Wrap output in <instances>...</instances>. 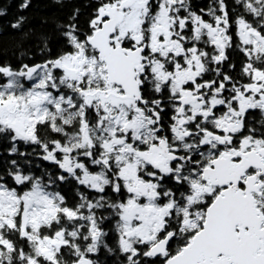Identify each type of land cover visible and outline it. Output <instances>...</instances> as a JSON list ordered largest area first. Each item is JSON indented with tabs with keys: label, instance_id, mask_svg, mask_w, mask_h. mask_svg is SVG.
Listing matches in <instances>:
<instances>
[{
	"label": "snow or ice",
	"instance_id": "1",
	"mask_svg": "<svg viewBox=\"0 0 264 264\" xmlns=\"http://www.w3.org/2000/svg\"><path fill=\"white\" fill-rule=\"evenodd\" d=\"M52 4L0 0V264H264V0Z\"/></svg>",
	"mask_w": 264,
	"mask_h": 264
},
{
	"label": "trees",
	"instance_id": "2",
	"mask_svg": "<svg viewBox=\"0 0 264 264\" xmlns=\"http://www.w3.org/2000/svg\"><path fill=\"white\" fill-rule=\"evenodd\" d=\"M38 12L50 15L54 12H57V9L55 5L52 4V0H33V8L29 9L27 12L22 13V14L33 16L34 14ZM14 15H16V8L13 5L11 11L8 13L7 16L0 18V25L6 26L8 21L12 19ZM0 43H8V41L4 39L3 37H0Z\"/></svg>",
	"mask_w": 264,
	"mask_h": 264
}]
</instances>
